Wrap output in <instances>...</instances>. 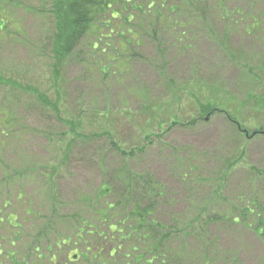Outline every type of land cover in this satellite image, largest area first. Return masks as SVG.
Wrapping results in <instances>:
<instances>
[{
  "label": "rangeland",
  "instance_id": "obj_1",
  "mask_svg": "<svg viewBox=\"0 0 264 264\" xmlns=\"http://www.w3.org/2000/svg\"><path fill=\"white\" fill-rule=\"evenodd\" d=\"M134 1L130 22L123 12L111 21L95 51L82 43L56 87L48 0H4L19 35L0 40V76L51 102L59 93L61 113L0 85V111L16 121L14 134L0 136V264H131L129 244L117 250L120 219L99 218L113 201L100 188L117 173L163 189L152 205L163 223L213 219L187 242L191 254L208 238L223 251L219 264H264L255 231L264 221V136L248 139L229 121L249 133L264 126V0ZM208 100L225 112L198 117ZM231 210L246 224L220 221ZM78 211L96 228L82 241ZM184 228L181 237L195 232Z\"/></svg>",
  "mask_w": 264,
  "mask_h": 264
},
{
  "label": "trees",
  "instance_id": "obj_2",
  "mask_svg": "<svg viewBox=\"0 0 264 264\" xmlns=\"http://www.w3.org/2000/svg\"><path fill=\"white\" fill-rule=\"evenodd\" d=\"M195 3L197 4V1ZM3 4L4 0L0 1V40L7 42L9 39H15L19 35V30L15 27V22L11 20V14L5 13ZM137 9L138 6H136L134 0H48L44 10L48 13L51 21L49 23L51 28L49 30L48 66L53 85L58 87V82L61 80L60 70L62 64L73 55H76L74 51L82 43L86 41L90 43L92 41L93 43H90L91 50L95 51V46H98V43H101L104 39V31L106 29L109 30L111 21L120 19L119 15L123 12L127 13L124 21L130 22L134 17L133 13L130 12ZM191 14L193 13L188 15ZM183 21H185L183 24L186 25L187 20ZM189 21L190 19H188ZM201 22L204 23L205 20ZM189 24L193 25L194 23L191 22ZM177 28H179V24H177ZM0 85L8 86L10 90L22 89L25 93L33 96L43 107L49 108L56 117H59L61 113L59 93L56 94V98L51 102L45 94L34 86L24 85L21 87V84L15 79L0 76ZM197 102L199 103V101ZM199 105L197 108L198 117L201 116L202 119L225 112L218 109V106L212 100ZM0 112V136H6L8 133L14 134L13 130L16 129L14 114L4 108ZM225 115L227 114L225 113ZM229 121L235 125L241 134L243 133L242 131H245L232 119H229ZM67 125L72 139L80 141L83 136L78 124L71 121ZM245 135H248V139L264 136V126L251 133L245 131L243 136L245 137ZM75 141H70L66 152H69ZM110 144L115 146L113 141H110ZM113 150L119 152L116 147ZM231 167L232 164L227 168ZM117 175H111L106 182L107 185L105 184L100 188L99 197L106 198L110 196L113 201L106 205L104 203L105 208L102 209L99 218L120 219L117 224L121 227V230L117 232L123 233L124 236L119 240L120 248L118 247L117 250H121L123 245L129 244L126 258H132L131 264H191L190 262L193 260L194 264H219V260L222 257L220 253L223 251L218 247L215 248V251L210 249L211 244L208 238L207 246H204L206 241H199L201 243L200 249L202 250L200 254H191L187 248V242L201 239L200 236L203 234L204 225L209 224L213 219H205L204 224H202L201 219H179L178 221L171 219L170 225L163 223L160 219H156V212L154 207H152L153 202L161 197L163 189L158 185L153 186L151 178L137 180L121 177L119 173ZM247 204H249V201ZM233 214V210L226 212L224 214L225 218L221 216L224 219H220V221L246 224V219H239V217L234 219ZM50 216L55 218V211H51ZM73 216V219H79L74 227L77 234L75 238L79 239V241H82L81 234L85 232L84 229L91 231L90 234L96 231V228L91 226L83 211H78ZM199 216L200 214L197 217ZM179 226H184L185 231L194 230L195 232L193 235L189 233L186 238L185 235L181 237ZM247 228L250 229L251 226L249 225ZM255 228L258 236H263L264 221L259 219ZM109 256L111 257V255ZM232 262L236 263L235 260Z\"/></svg>",
  "mask_w": 264,
  "mask_h": 264
}]
</instances>
